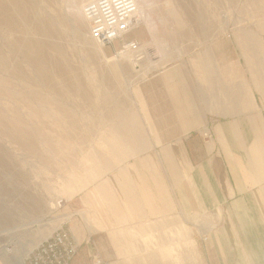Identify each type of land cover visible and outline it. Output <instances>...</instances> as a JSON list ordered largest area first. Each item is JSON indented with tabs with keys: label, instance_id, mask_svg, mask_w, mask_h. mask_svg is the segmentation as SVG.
Returning <instances> with one entry per match:
<instances>
[{
	"label": "rangeland",
	"instance_id": "374dc122",
	"mask_svg": "<svg viewBox=\"0 0 264 264\" xmlns=\"http://www.w3.org/2000/svg\"><path fill=\"white\" fill-rule=\"evenodd\" d=\"M89 1L0 0V264H28L55 229L68 230L73 213L65 207L77 206L74 217L85 220L94 214L87 198L100 206L101 187H117L129 152L119 124L134 113L143 78L217 43L264 44V0H138L141 24L105 47L89 38ZM132 39L141 53L115 59ZM220 230L191 228L187 241L181 227L180 240L165 231L160 241L104 246V255L99 249L80 262L264 264V252L210 242ZM222 230L230 238L231 229Z\"/></svg>",
	"mask_w": 264,
	"mask_h": 264
},
{
	"label": "crops",
	"instance_id": "0c3cea01",
	"mask_svg": "<svg viewBox=\"0 0 264 264\" xmlns=\"http://www.w3.org/2000/svg\"><path fill=\"white\" fill-rule=\"evenodd\" d=\"M258 47L263 54H251ZM134 99V113L119 124L129 152L117 187H101L100 206L87 198L94 214L85 220L74 217L77 206L65 207L78 244L71 264H85L99 249L104 255V246L160 241L165 231L179 239L181 227L187 241L191 228L220 227L210 242L263 253L264 44L217 43L158 67ZM206 128L214 135L209 143L201 137ZM222 229H231L230 238Z\"/></svg>",
	"mask_w": 264,
	"mask_h": 264
},
{
	"label": "built area",
	"instance_id": "2783aa9c",
	"mask_svg": "<svg viewBox=\"0 0 264 264\" xmlns=\"http://www.w3.org/2000/svg\"><path fill=\"white\" fill-rule=\"evenodd\" d=\"M82 13L89 26L90 40L101 47L122 40L141 24L138 0H90L84 5ZM141 46L136 39L123 41L120 51L139 52ZM141 58V55L138 56V60ZM202 137L209 143L214 135L206 128ZM77 250L73 234L60 227L33 250L28 264H70Z\"/></svg>",
	"mask_w": 264,
	"mask_h": 264
},
{
	"label": "bare ground",
	"instance_id": "6f19581e",
	"mask_svg": "<svg viewBox=\"0 0 264 264\" xmlns=\"http://www.w3.org/2000/svg\"><path fill=\"white\" fill-rule=\"evenodd\" d=\"M133 53V51H128V52H126V51H118L117 52V54H115V56H114V58L115 59H120V58H123V57H127V56H129V55H131ZM134 53H141V50L139 51V52H134ZM60 222V221H59Z\"/></svg>",
	"mask_w": 264,
	"mask_h": 264
}]
</instances>
